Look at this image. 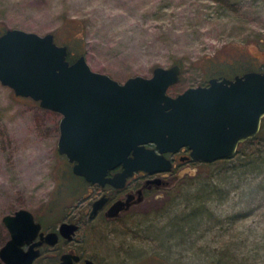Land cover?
Listing matches in <instances>:
<instances>
[{
  "label": "rangeland",
  "instance_id": "obj_1",
  "mask_svg": "<svg viewBox=\"0 0 264 264\" xmlns=\"http://www.w3.org/2000/svg\"><path fill=\"white\" fill-rule=\"evenodd\" d=\"M15 28L53 32L74 59L85 54L92 70L120 82L178 63L182 79L169 88L172 96L211 77L264 73V0H0V30ZM62 118L0 82V249L11 238L5 215L24 207L57 224L74 189L97 187L59 153ZM239 160L178 161L167 186L138 207L134 231L117 226L114 238L102 237L100 260L264 264V208L250 211V200L237 196L253 188L234 175L250 173L236 170ZM236 212L249 214L231 225Z\"/></svg>",
  "mask_w": 264,
  "mask_h": 264
},
{
  "label": "water",
  "instance_id": "obj_2",
  "mask_svg": "<svg viewBox=\"0 0 264 264\" xmlns=\"http://www.w3.org/2000/svg\"><path fill=\"white\" fill-rule=\"evenodd\" d=\"M68 54L53 32L7 29L0 35V82L63 116L59 153L87 182L123 187L137 171H172L173 162L165 154L184 147L195 162L223 160L261 131L264 73L211 77L206 85L172 96L169 88L182 79L178 63L157 66L151 77L136 75L120 82L92 70L85 54L72 63ZM120 166L122 172L108 177ZM154 182L160 186L162 179ZM94 204L92 214L101 209L102 200ZM123 209V203H116L109 215ZM3 220L11 238L0 249V264H31L39 252H33L34 245L25 251L23 245L35 239L40 224L27 208ZM61 228L75 231L67 223Z\"/></svg>",
  "mask_w": 264,
  "mask_h": 264
},
{
  "label": "flooded vegetation",
  "instance_id": "obj_3",
  "mask_svg": "<svg viewBox=\"0 0 264 264\" xmlns=\"http://www.w3.org/2000/svg\"><path fill=\"white\" fill-rule=\"evenodd\" d=\"M146 146L154 147L150 144ZM189 154L190 148L184 147L175 153L166 152L165 156L172 160L173 169H175L178 161L191 160ZM119 172H122V166L112 169L108 177ZM168 174L169 171L156 174L137 171L126 180L127 183L123 187L107 183L106 185L94 184L97 187L74 189L75 191L72 192L75 194L74 201L66 205L62 218L57 224H48L43 218L38 217L37 212L29 209L36 223L40 224V231L35 239L23 245L25 251H29L34 245L33 252L35 250L39 252L31 264H103L96 245L104 239L103 236L112 238L117 231V226L134 231L131 221L136 216L138 207L146 203L151 193L167 186L170 182L167 179ZM156 178L162 179L160 186L154 182ZM141 197H144L143 201H139ZM101 200V209L96 214H92L94 203ZM119 202L123 203L124 209L119 214L109 215L112 207ZM64 223L73 226L75 231L63 232L61 226Z\"/></svg>",
  "mask_w": 264,
  "mask_h": 264
},
{
  "label": "trees",
  "instance_id": "obj_4",
  "mask_svg": "<svg viewBox=\"0 0 264 264\" xmlns=\"http://www.w3.org/2000/svg\"><path fill=\"white\" fill-rule=\"evenodd\" d=\"M5 31L6 30H4L2 32L0 30V35L3 34ZM67 59L70 60L71 63L76 60L72 57L70 52L68 54ZM222 77H225V76H222ZM206 83H207V81L203 82L202 84H198V85H205ZM236 153L237 154H235L233 157H229V158H226L223 160H218L217 162L229 163V162H233L234 160H236V158H239L240 159L239 160L240 166L236 165L237 169L236 168L235 169L238 170V172L243 170L244 173L246 172V170H248L250 173L234 174V175H236L238 177L242 176V181L247 182L248 184H251L253 186V188H248L245 191L239 190L237 192V196L240 194L242 199L248 198L250 200V201H247L246 205H245V207L250 211L255 210V207L256 208H258V207L264 208V172H263L264 171V120L262 123L260 133L257 136H255V138L248 139V140L244 141V143L239 146ZM204 164L208 165L210 163H204ZM234 175L232 177H234ZM226 176L228 177V175H226ZM223 178H225V177H223ZM232 185H234L233 189L228 190V199H229L230 193L232 191L240 188L239 183H237V184L235 183ZM227 186H231V184L228 185V183H227ZM200 198H202V196H200ZM237 203L238 202H236L235 205ZM244 211H245L244 213H246L247 210L245 209ZM250 211H247V212H250ZM237 213L238 212H236V214L235 213L230 214L231 225L235 224L238 219H241L242 217H246L249 214V213H247L245 216H240V214H237ZM241 213H243V212H241ZM263 230H264V226H263ZM262 242H264V240ZM233 248H236V247H234V245H233ZM259 248L260 247H258V249ZM263 248H264V244H263ZM226 250L224 252H226ZM223 257H221V258H223ZM245 258L247 259L248 257L244 256L243 259H245ZM251 260L252 259L249 258L248 260H246L244 262V264H250ZM254 260H256V259H254ZM238 262L234 261V264H238ZM251 264H255V263L252 262Z\"/></svg>",
  "mask_w": 264,
  "mask_h": 264
}]
</instances>
